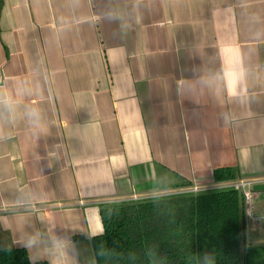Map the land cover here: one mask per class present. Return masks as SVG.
Masks as SVG:
<instances>
[{
  "label": "crops",
  "instance_id": "0c3cea01",
  "mask_svg": "<svg viewBox=\"0 0 264 264\" xmlns=\"http://www.w3.org/2000/svg\"><path fill=\"white\" fill-rule=\"evenodd\" d=\"M220 167L264 193V0H0V247L95 264L99 205Z\"/></svg>",
  "mask_w": 264,
  "mask_h": 264
},
{
  "label": "trees",
  "instance_id": "16d2710c",
  "mask_svg": "<svg viewBox=\"0 0 264 264\" xmlns=\"http://www.w3.org/2000/svg\"><path fill=\"white\" fill-rule=\"evenodd\" d=\"M212 179L232 181L236 176L220 167ZM99 217L103 232L90 239L95 264H264V242L246 243L237 190L101 204ZM0 264L46 263L30 262L24 249L0 247Z\"/></svg>",
  "mask_w": 264,
  "mask_h": 264
},
{
  "label": "built area",
  "instance_id": "2783aa9c",
  "mask_svg": "<svg viewBox=\"0 0 264 264\" xmlns=\"http://www.w3.org/2000/svg\"><path fill=\"white\" fill-rule=\"evenodd\" d=\"M257 183H258V180H255V179H250V180L236 179V180L229 181L225 184L219 185L217 188L218 189L229 188V189L239 191L242 195V207H243L244 220L245 221L256 220L258 218L254 217L251 214V209H252L253 200L256 197H258V192L255 189V185ZM198 191L199 189H197L195 186L192 185L191 187L187 188L184 192H179V193H194ZM144 198H149V197H144ZM139 199H143V198H139ZM133 200H138V199L133 198Z\"/></svg>",
  "mask_w": 264,
  "mask_h": 264
},
{
  "label": "rangeland",
  "instance_id": "374dc122",
  "mask_svg": "<svg viewBox=\"0 0 264 264\" xmlns=\"http://www.w3.org/2000/svg\"><path fill=\"white\" fill-rule=\"evenodd\" d=\"M264 194V193H263ZM260 194L259 199H257L254 205V202H252V209L251 214L252 215H263L262 207L264 208V195ZM259 228L257 226H254L253 223L250 220L246 221L245 228H244V235L247 243H260L264 242V220L261 219L259 221ZM257 224V225H258Z\"/></svg>",
  "mask_w": 264,
  "mask_h": 264
},
{
  "label": "clouds",
  "instance_id": "9594fccd",
  "mask_svg": "<svg viewBox=\"0 0 264 264\" xmlns=\"http://www.w3.org/2000/svg\"><path fill=\"white\" fill-rule=\"evenodd\" d=\"M30 115L32 116L33 119H36L38 117V113L33 111L32 113H30ZM34 244L33 240H28L27 242L23 243L22 246H24L26 249L31 248Z\"/></svg>",
  "mask_w": 264,
  "mask_h": 264
}]
</instances>
